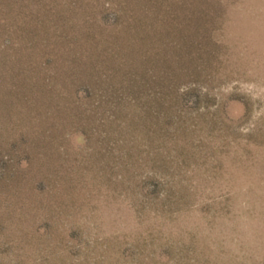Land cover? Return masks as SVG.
<instances>
[{
    "label": "rangeland",
    "instance_id": "1",
    "mask_svg": "<svg viewBox=\"0 0 264 264\" xmlns=\"http://www.w3.org/2000/svg\"><path fill=\"white\" fill-rule=\"evenodd\" d=\"M0 264H264V0H0Z\"/></svg>",
    "mask_w": 264,
    "mask_h": 264
}]
</instances>
